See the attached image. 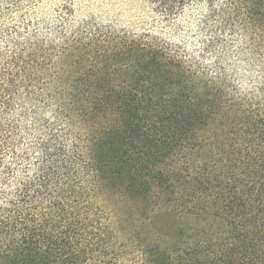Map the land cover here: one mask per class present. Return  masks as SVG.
<instances>
[{
	"label": "trees",
	"instance_id": "trees-1",
	"mask_svg": "<svg viewBox=\"0 0 264 264\" xmlns=\"http://www.w3.org/2000/svg\"><path fill=\"white\" fill-rule=\"evenodd\" d=\"M150 3L0 0V264H264V0Z\"/></svg>",
	"mask_w": 264,
	"mask_h": 264
},
{
	"label": "rangeland",
	"instance_id": "rangeland-1",
	"mask_svg": "<svg viewBox=\"0 0 264 264\" xmlns=\"http://www.w3.org/2000/svg\"><path fill=\"white\" fill-rule=\"evenodd\" d=\"M65 1L73 3L78 18H94L116 28L144 29L153 24L150 0H45L46 11L54 15L56 7ZM174 37L191 41L193 36L191 32H180ZM251 80L248 76L244 81Z\"/></svg>",
	"mask_w": 264,
	"mask_h": 264
}]
</instances>
